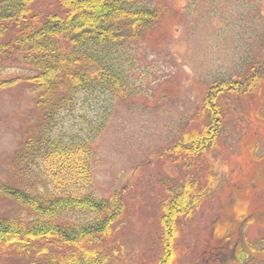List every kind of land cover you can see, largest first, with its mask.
<instances>
[{
  "label": "rangeland",
  "instance_id": "obj_1",
  "mask_svg": "<svg viewBox=\"0 0 264 264\" xmlns=\"http://www.w3.org/2000/svg\"><path fill=\"white\" fill-rule=\"evenodd\" d=\"M146 1L163 13L138 51L137 94L116 100L94 145L96 194L120 193L125 202L106 239L114 244L111 264L156 263L161 202L190 175L202 180L213 175L214 181L206 200L181 218L175 263L207 264L201 259L210 245L229 237L231 249L242 233L257 243L258 256L221 264H264V244L258 242L264 237V71L258 72L261 78L251 73L264 65V0ZM0 67L7 74L29 72L20 58L5 59ZM248 76L257 78L252 91L221 94L223 129L207 157L196 160L198 168L175 162L169 149L184 132L202 130L198 115L208 94H218L223 80L249 85ZM34 98L27 83L0 88V182L11 187L18 186L14 154L41 119ZM31 216L0 193V218ZM4 263L27 259L0 255Z\"/></svg>",
  "mask_w": 264,
  "mask_h": 264
},
{
  "label": "trees",
  "instance_id": "obj_2",
  "mask_svg": "<svg viewBox=\"0 0 264 264\" xmlns=\"http://www.w3.org/2000/svg\"><path fill=\"white\" fill-rule=\"evenodd\" d=\"M162 13L146 0H0V62L20 58L29 67L11 74L0 67V88L27 83L41 112L38 128L14 154L18 186L0 182V193L32 214L0 218V255L25 257L27 264H111L114 244L106 239L125 202L120 193L96 194L94 145L116 100L137 94L138 51ZM250 76L249 85L223 80L218 94H208L198 115L202 130L184 132L169 149L175 162L198 168L223 129L221 94L252 91L260 74ZM213 181V175H190L180 189H169L161 202L162 249L155 264H176L181 218L206 200ZM256 244L245 239L229 259L254 260Z\"/></svg>",
  "mask_w": 264,
  "mask_h": 264
},
{
  "label": "flooded vegetation",
  "instance_id": "obj_3",
  "mask_svg": "<svg viewBox=\"0 0 264 264\" xmlns=\"http://www.w3.org/2000/svg\"><path fill=\"white\" fill-rule=\"evenodd\" d=\"M264 71V65H261V64H259V65H257L256 67H255V70L252 72V75H253V73H255V72H260V73H262ZM263 120V119H262ZM264 121V120H263ZM246 218L247 219H250V217L249 216H246ZM245 218V219H246ZM246 221V220H245ZM245 224V223H244ZM243 224V225H244ZM243 231V230H242ZM239 234H241V236H239L237 239H236V242L234 243V246L233 247H231V249H230V241L231 240H229V237H224V239L222 240L223 242L221 243V244H213V245H210L209 247H208V249H209V251H208V253L206 254L205 253V255H204V257H202V261H204V262H206L207 264H216V262L214 261H212V262H210V260H216V259H218V260H221V259H224L225 261L226 260H228L229 258L228 257H230V256H228L229 255V252H230V254L231 255H234L235 254V252H236V249H237V247H238V245L242 242H244V240L246 239V238H244V236H243V234L242 233H239ZM228 236V235H227ZM226 240V241H225ZM214 249H216V251L214 252L213 250ZM211 251H213V252H211ZM218 251V252H217ZM211 252V253H210ZM221 256V257H220ZM197 264H200V263H197Z\"/></svg>",
  "mask_w": 264,
  "mask_h": 264
}]
</instances>
